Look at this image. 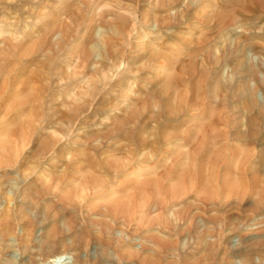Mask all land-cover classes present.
I'll list each match as a JSON object with an SVG mask.
<instances>
[{
  "label": "rangeland",
  "instance_id": "374dc122",
  "mask_svg": "<svg viewBox=\"0 0 264 264\" xmlns=\"http://www.w3.org/2000/svg\"><path fill=\"white\" fill-rule=\"evenodd\" d=\"M245 2L0 0V89L36 75L43 94L20 106L32 93L19 85L0 99V264H224L226 255L242 264L249 244L264 240V215L245 221L234 211L214 258L208 221L172 237L155 223L139 232L121 222L112 231L91 220L73 226L69 218L83 214L65 195L87 165L100 178L112 171L98 159L132 156L149 168L142 153L196 151L256 154L247 179L264 194V15L241 18ZM219 111L226 127L213 125ZM85 158L92 164L77 166ZM260 194L246 196V208Z\"/></svg>",
  "mask_w": 264,
  "mask_h": 264
},
{
  "label": "bare ground",
  "instance_id": "6f19581e",
  "mask_svg": "<svg viewBox=\"0 0 264 264\" xmlns=\"http://www.w3.org/2000/svg\"><path fill=\"white\" fill-rule=\"evenodd\" d=\"M237 14L241 18L251 17L256 14L258 16L264 15V0H246L242 11ZM223 19L220 17L217 20L221 23L225 20ZM228 19L231 18L228 17L227 21ZM253 36L251 34L249 36L251 40L249 44L251 46L256 45V43H253L255 40ZM237 54L243 55L240 52ZM39 82L40 78L36 75H30L24 81H17L16 83L9 82L8 79L6 85H3L0 89V99L7 91L15 92L19 85H23L27 91L32 93V96L30 100L24 99L20 101L19 105L21 106L27 101H30L31 105L40 103L43 94H40L39 87L37 88L36 86ZM228 121L229 115L224 111H219L216 114L213 125L226 127ZM245 144V146L248 145V143ZM183 154L173 155L176 157L170 154L163 156V154V157H159L157 153L148 155L142 153L140 157L143 158V163L154 164V166L149 168L134 164L135 160L132 156H127V158L120 160L116 159V161H111L110 158L98 159L97 166L98 164L113 166L112 171L102 173V175L105 174V176H102L103 178H100L97 173L95 174L93 171L97 170L95 166L87 165L81 169V172L87 173L86 176H83L79 181L70 179L71 181L68 183L80 182L72 191L73 193L65 195L67 196L66 205L69 209L74 208L81 211L82 213L80 214H83L80 220L75 216L70 217V223H73V226H77L79 221L91 220L92 223L101 225L103 229L112 231L114 226L121 222L128 230L133 232L148 230L149 226L155 223L156 227L158 226V228L172 237L180 236L184 231L191 233L197 227L198 219H202L212 225L210 230L207 231L206 237L217 238L216 241L210 244L214 258L217 257L225 243L222 237L225 232L224 221L232 216L234 211L241 217L244 215L245 221L264 215V199L250 202L248 208H246L248 202L245 201L246 196H258L262 189L259 181L247 179L249 174L255 170L259 157L256 154L247 152L237 154L210 152L209 154H201L196 151L187 155ZM13 160L10 158L6 162L11 165L14 163ZM169 160H171V164L174 162L177 164V172L180 173V176L175 177L172 174L170 171L171 164L166 163ZM76 164L80 166L81 164L92 163L89 162L88 158H85L82 161H77ZM42 170H36V167L29 169L31 173L33 172L37 176L42 173ZM145 172H148L147 175L150 177L143 180ZM165 173L166 176H164ZM232 174H235L237 179L231 182L227 178ZM119 179L125 180V182L122 185H117L120 181ZM174 180L179 181L177 187L170 186V183ZM189 194L195 196L194 201L184 200V197ZM229 196H235L238 199L232 201L228 198ZM99 201L101 203H97ZM69 209L68 211H70ZM170 213L172 214V219ZM153 214L157 215L155 220L152 217ZM92 217L97 219L94 220ZM100 218H103V220L101 219V221ZM218 225L222 227L219 229ZM73 226L68 227L69 230ZM257 232L264 235V227L257 230ZM239 233L242 236L248 234L241 231ZM239 256L242 264H264V240L250 243L249 248ZM237 257L238 255H226L222 261L224 264H234L232 260Z\"/></svg>",
  "mask_w": 264,
  "mask_h": 264
}]
</instances>
